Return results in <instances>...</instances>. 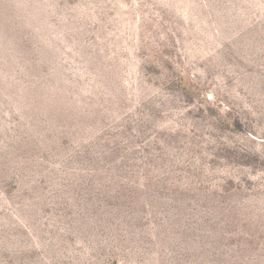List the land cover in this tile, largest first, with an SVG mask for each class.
<instances>
[{
    "label": "rangeland",
    "instance_id": "obj_1",
    "mask_svg": "<svg viewBox=\"0 0 264 264\" xmlns=\"http://www.w3.org/2000/svg\"><path fill=\"white\" fill-rule=\"evenodd\" d=\"M0 264H264V0H0Z\"/></svg>",
    "mask_w": 264,
    "mask_h": 264
}]
</instances>
